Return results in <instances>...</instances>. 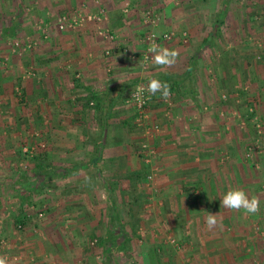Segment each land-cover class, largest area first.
Returning <instances> with one entry per match:
<instances>
[{
  "label": "crops",
  "instance_id": "1",
  "mask_svg": "<svg viewBox=\"0 0 264 264\" xmlns=\"http://www.w3.org/2000/svg\"><path fill=\"white\" fill-rule=\"evenodd\" d=\"M28 1L12 0L10 9L21 12ZM95 1L71 0L58 6L71 17L89 16L97 8ZM99 1L106 11L103 27L117 33L120 41L95 40L97 26L88 21L73 30L51 28L50 36L40 38L36 30L32 37L39 39L34 43L49 40L53 50H37L30 58L33 78L22 75L28 67L21 54H0V63L6 65L0 66V89L15 94L19 88L26 98L24 107L11 109L0 125L29 123L50 144L45 161L34 162L19 156L24 148H32L33 139L24 147L23 138L17 140L0 126V239L6 242L0 255L9 264H83L68 261L72 242L88 225L94 235L99 220L109 219L103 238L114 229L122 238L157 230L175 236L182 258L165 264H264V17L255 16L257 10L264 14V7L246 0H181L180 6H173L172 0ZM38 2L34 7L42 11L39 19L47 22L48 0ZM91 2L94 6L87 8ZM3 7L9 9L0 4ZM146 8L159 16V34L177 24L186 29L161 45L183 48L171 68L155 66L152 60L145 66L141 58L152 29L142 23ZM9 26L19 25L12 21ZM0 42H7L3 33ZM138 42L142 51L136 53ZM111 48L120 52L106 55ZM152 78H168L175 88L167 101L159 93L151 99L153 123L160 130L150 143L157 152L146 163L134 148L138 133L130 138L122 121L138 113L128 101L132 91ZM91 94L98 108L82 101ZM254 117L261 118L260 128ZM250 148L252 159L246 156ZM152 173L154 179L148 182ZM132 187L139 188L131 202L134 209H141L140 197L151 209L158 208L149 220L153 231L141 219L131 224V234L126 232L124 191ZM233 188L243 189L250 198L259 196L260 211L246 215L220 207L222 196ZM37 212L44 219L35 224ZM208 213H218L220 221L211 231L205 225ZM115 215L123 221L116 228L110 221ZM142 246L155 250L148 242ZM92 255L90 264L100 258ZM103 259L109 264L106 253Z\"/></svg>",
  "mask_w": 264,
  "mask_h": 264
},
{
  "label": "rangeland",
  "instance_id": "2",
  "mask_svg": "<svg viewBox=\"0 0 264 264\" xmlns=\"http://www.w3.org/2000/svg\"><path fill=\"white\" fill-rule=\"evenodd\" d=\"M38 1H40V0H32V2L28 1L29 3L25 7V10L18 12V11H13L10 9V7L12 6V0H7L5 2L3 0H0V2H2L0 4H4L9 8L6 10H4V7H3V9H0V40H1V34L3 33L4 29L9 28L10 27L9 25H10V23H12V21L17 22V25H19V26L14 27L16 30V33L12 34V37L10 35H9V37H8V35H6V37H7L6 43L0 42V54H2V55L3 54H9V55L14 54L18 57L21 54L22 58L26 59L25 67L26 66L28 67V69L23 71L22 75L24 77L26 76L28 78L29 77L30 78L35 77V76H33V72L35 71V66L31 64L32 60L34 61V58L32 60L30 58H32V56H35V53L37 50H39L40 52H42V51H45V52L50 51L51 52L53 50V44L51 41L45 40L46 43L45 42L35 43V45L31 48V50H24L25 49V43L24 42H26L27 39H30V40H33L34 42H36V40L40 38L39 37L40 34H42L43 37L45 35L46 36H48L49 34L51 35L50 29L52 28V31H53V30H56L58 28L56 26V24H57L58 18L61 15H67V16L71 17L68 12H65V10L63 11L64 13H61L62 9H59L60 6H58L59 4L62 6L63 4H65L68 1L71 2V0H48V3L45 4L46 6L44 8L47 9L46 12H49L48 15L51 17V19H48V20H52V21L50 22L47 20V22H45L44 20H41L42 19L41 16L43 17L42 11L35 9V7H34L35 5H39ZM90 1H92V0H90ZM246 1H249V2L253 1L252 3L253 4L255 3V6L264 7V0H246ZM180 2H181V0H172L171 4L173 3V6H180ZM236 2H241V1L236 0ZM150 3L152 4L153 2H150ZM92 5H93V2H91L89 4V6H87V5L86 6H87V8H91ZM56 6H58V7H56ZM238 7H240V5H238ZM95 10L96 9H94V10L91 9L90 11H92L94 13ZM257 11H258V14L255 16H257L258 18H260L261 16L264 17V14L261 12V10H257ZM73 12L74 11H72V13ZM93 13H91V14H93ZM238 13H240V12H238ZM58 14H61V15L59 17H57ZM89 14H90V12H89ZM210 16H212V15H210ZM46 17H48V16H46ZM39 18H41V19H39ZM53 19H54V21H53ZM255 21H258V19H255ZM175 22H178V21H175ZM18 23H21V25ZM178 23H180V22H178ZM179 25L180 24H177L176 26L170 27L169 31L164 30L163 33L165 32V33H172L174 35L175 34L177 35V33H179L180 31L186 30ZM258 27H259V29L263 28V25L261 24ZM36 30H37V32H39V34H38L39 38L34 39V37H32V36L34 35V32ZM65 30L66 29L61 30V31H65ZM262 34H264V33H262ZM90 36H92V34H90ZM93 36H94L95 40L97 38H99L96 35H93ZM118 41H120L119 38H118ZM98 42H100V41H98ZM17 44H18V46H17ZM142 44H143L142 42H138V46L137 45L134 46V48L136 50H138V51H136V53L142 51V48L140 47V45H142ZM180 46L181 45L178 46L179 52H181V50L183 49ZM126 47L131 52H135V49L131 48V46L129 44H127ZM113 51H114V53L120 52L119 50H115V49L111 48L109 55H111L113 53ZM104 53H105V51H104ZM104 56H106V55H104ZM10 58L11 57L9 56V59L6 60V62H8V64H7L8 66L10 65ZM27 60H29V61L27 62ZM4 62H5V60H4ZM0 66L2 68L6 67V65L2 64V62L0 63ZM7 68H9V67H7ZM9 91H10V89H8L5 93V90L3 91V89H0V119H2V118L4 119V115L5 114L7 115L11 111V109L17 108V112H18L19 111L18 108L21 109L22 107H24L23 104L26 103V98L22 95V91L19 88L15 90V94H9ZM257 113L259 114L258 116L260 117L261 111L258 110ZM148 114H149V120L152 118L153 119L156 118V117H152L153 116L152 111H148ZM254 114H255V112H254ZM259 117H257L259 122H262L261 118H259ZM137 119H138V117H137ZM137 119H136V122H137ZM148 121H146L145 126L148 125ZM12 124H13V126L11 128L9 127V125H10L9 123L4 122L3 124H1L0 126L2 129V132H7L8 134H12V135L14 134L16 136L15 138L17 140L20 138H23L25 141L23 144L24 147L28 146V140H29V138H32L33 144L30 147L34 148L33 153H36V152L39 153L42 151L44 152V150H46L48 152V150H50L49 149L50 144L48 142V139L46 137L41 138L42 136H40V135L42 133H36V132H39V130L35 129V126H32L31 124L26 123V122H24V124H22L21 122L19 124H18V122H14ZM137 124H138V126H137L138 130L134 131V134L138 133L137 136H139L140 138L138 137L139 141L137 140V142H138L137 144H139V142L141 140V136L139 133H140V130H142V132H144L143 131L144 125L141 126L144 123L142 122L141 125H139V123H137ZM262 126L264 127V123ZM2 132H1V134H2ZM142 137H143V140H145V138H144L145 136L143 135ZM130 138H133V136H130ZM147 138H148V136H147ZM0 140H1V138H0ZM148 140H149L148 144H150L152 142V140H154V139L149 137ZM143 143H144V141H143ZM42 145H44V146H42ZM242 145L243 144H241V146ZM15 146H16V144H15ZM21 148H23V147H21ZM38 150H39V152H38ZM155 151L157 152V149H155ZM17 156H18V153H17ZM46 156H48V155H46ZM143 158H145L144 152H143ZM0 159H2L1 156H0ZM138 190H139V188L132 187V188H127L124 191L125 195H126V198H125L126 200H125V207H124L125 215H124L123 221H124L125 225H127L126 226V228H127L126 232L128 234H131V231H130V228H132L131 224L137 223V222L138 223L142 222V220L145 223L148 231H150V230L153 231L152 229L148 228V226L150 225L149 220H151L150 219L151 214L153 216L154 210H157L158 208L152 207V209H151L149 204L146 202V199H144V197H140V202H141L140 205H141L142 210L138 209V208L134 209V207H135L134 203H131V202L133 201L132 200L133 198L139 196V194L136 193V191H138ZM133 192L135 194H133ZM136 200L139 201V198ZM145 204H146V206H145ZM137 206H139V205H137ZM150 209H151V211H149ZM43 216L40 218L38 216V212H37L35 220H34L35 224H36V222H37V224L40 223V221H41L40 219H44ZM83 221L84 220H81V222H83ZM95 221H96V223L99 221L101 222L99 225H97L98 223L97 224L95 223L97 225L96 233H94V235L90 233L92 226L88 225V227H85L86 231L82 234L81 233L78 234L75 238V242H72V248H70V251H69V255H68L69 260L68 261H71V259H73L75 261H77V260L82 261L83 264H90L91 258H93V257H91V255L93 254L92 256H94V258L97 256H99L100 258H99V260L97 258H95V260H97V262L95 261V262H92L91 264H106L105 259L101 260V256L103 257V254H105V252L102 251L103 247H100V245H99L95 249H92V248H93V245L96 242V240L103 238L105 236L107 221L109 222V219H104V220H99V221L95 220ZM86 223L89 224L90 221L89 222L86 221ZM86 223H83V224L85 226H87ZM32 227H34V226H32ZM160 231H161V229H160ZM156 232H159V231L157 230ZM156 232L153 231V233H151V234L146 233L147 234L146 236L145 235L143 236L142 234L139 236H133V237H132V235H128V236L132 237V242H131V244H129L130 249L128 250V252L122 253V254L117 253L116 251H113L112 255L110 256V260H108L109 264H163V263L165 264L166 263L165 260H168V259L172 260L174 258L175 259L182 258L180 255V254H182L181 251L180 252L178 251V248L180 245H178V241L174 238L175 236H169L170 234L169 235L168 234H161V233L159 234ZM172 241H175V242L172 243ZM147 242L149 243V245L155 246L154 247L155 250L160 249V251L154 250V252H153L151 250L149 251V249L143 248L142 245H147ZM172 244H174L173 245L174 247L172 246ZM151 252L154 253V255L151 254Z\"/></svg>",
  "mask_w": 264,
  "mask_h": 264
},
{
  "label": "built area",
  "instance_id": "3",
  "mask_svg": "<svg viewBox=\"0 0 264 264\" xmlns=\"http://www.w3.org/2000/svg\"><path fill=\"white\" fill-rule=\"evenodd\" d=\"M96 10L93 14H90L89 16H85V15H76V16H73V17H69L67 15H61L59 18H58V21H57V26L60 30H64V29H76L80 26H82L84 24V22L88 21V22H92L94 23L96 27V35L98 37H102L104 38L105 40L107 41H114V40H117V35L116 33H113L112 30H110L109 28H105L103 27V23L106 21V11L102 8H100L99 6H101V2L99 0H96ZM128 6V4H127ZM125 11L128 12L129 11V8H125ZM142 23L146 26H149V27H152L151 30H149L148 32V35L146 36V39H145V42H146V48L144 50V53L142 54V60L144 62V65L147 66L149 65L150 61H151V54L148 52V48L150 46L151 43L155 42L157 43L158 45H162L163 42H168V41H171L174 37V34L172 33H161L159 34L157 31H156V28L158 27L159 25V16L151 9V8H146L143 10L142 12ZM186 35V34H184ZM35 45V43H32L30 41V39H27L26 42H25V49L24 50H31V48ZM18 46V44H17ZM125 53L132 57V54L131 52H129V50L127 49H124ZM106 55H109L110 54V51H106L105 52ZM138 86H144L145 88L147 87V84H141V85H138ZM137 87L132 91L131 95H130V98H128V101L129 102H132L134 103V105L136 106V109L138 111V119H137V123H139V125H141V123L143 122L144 124H142L141 126L144 125L143 127V131H144V136H145V141L144 143L142 144V149H143V152L145 154V162L146 163H149L151 162V158H153L155 156V148L152 147L151 144H148L149 140L148 138H152V139H155L156 135L158 134L159 130H160V127L157 125V124H154V125H147L145 126V123L146 121L149 120V114H148V111L145 109L150 103H151V99H152V96L151 94L147 93V91H145L143 93V103L142 104H139L137 103V101L132 98L133 97V94L135 93ZM254 121H255V126L257 128H260L261 124L258 120L257 117H254L253 118ZM148 136V138H147ZM44 146V145H42ZM24 152L25 153H31L33 154L34 152V148H24ZM253 148H250L248 151H247V158L249 159H252L253 157ZM154 179V174L152 173L151 175L148 176L147 180L148 182H151L153 181ZM38 216L41 218L43 216V213H38ZM22 225H19V228H21ZM5 240L4 239H0V251L1 249L5 246Z\"/></svg>",
  "mask_w": 264,
  "mask_h": 264
},
{
  "label": "clouds",
  "instance_id": "4",
  "mask_svg": "<svg viewBox=\"0 0 264 264\" xmlns=\"http://www.w3.org/2000/svg\"><path fill=\"white\" fill-rule=\"evenodd\" d=\"M148 52L151 54V60L153 65L160 66L162 68H171L179 57V51L175 49H169L168 47H161L157 43L153 42L148 48ZM151 95L160 94L161 98L168 100L171 96V88L167 82H162L159 79L152 78L149 80L147 87L137 86L133 97L137 103H143V93ZM220 207L228 210L241 211L243 210L246 215H253L260 211L261 200L259 196L249 195L241 188H233L228 190L220 200ZM218 213H208L205 218L206 228L211 231L219 226ZM0 264H9L8 258L4 255H0Z\"/></svg>",
  "mask_w": 264,
  "mask_h": 264
},
{
  "label": "trees",
  "instance_id": "5",
  "mask_svg": "<svg viewBox=\"0 0 264 264\" xmlns=\"http://www.w3.org/2000/svg\"><path fill=\"white\" fill-rule=\"evenodd\" d=\"M13 30H15V28L13 26H10L9 28H5L4 31L2 30L3 31V37L4 38H7L6 35H8V37H9V35L11 34V32L13 33ZM30 41L32 43H34L33 40H30ZM164 80H166L165 82H167L168 78L167 79L165 78ZM169 82L170 81H168L167 83L169 84ZM170 88H171V94H173V90L175 88V84L174 85H170ZM96 100H97V97H95L92 94L89 97H87V98H82V101H85L86 102L85 103L86 107H89V108L90 107H97L98 108V105H95L94 104L96 102ZM151 105L152 104L150 103L145 109L147 111H151V109H152ZM138 115L139 114L136 113L135 116H133L131 120H124V121H122L123 127L125 129H127V132H128V134L130 136H133L134 131H137L138 130V127H137L138 124L136 122V119H137V116ZM148 124L149 125H154L153 119H150L148 121ZM143 141H144L143 140V137H141V141L140 142L143 143ZM137 143L134 144L135 151H136V153L139 154L140 157L143 158L142 143H139V144H137ZM23 154H24V156H23ZM46 155H47V151L46 150H44V152L42 151L41 154H37V155L34 154L33 156H31L30 153H25V152L23 153L22 151H20V154H19V156H23V157L27 156L28 159H32V161H34V162H37L40 159H42V160L45 161V157H47ZM143 162H145V158H143ZM122 224H123L122 219H120L117 215H115L111 219V225L114 228H116L117 226H121ZM133 227H134V223H133ZM117 233L118 232L115 233V229L114 230H110L109 233H108V235L106 236V238H100V239L96 240V242L94 243L92 249L97 248L99 245H100V247H103L104 252L107 251L105 253H106V257H107L108 260H110V256L112 255V252L113 251L118 250L119 252H124V251H125V253L128 252V250L130 249L129 248V244H131V242H132V237L133 236H136V234L135 235H132V237L131 236H125L124 238H122V235L120 233H118V234Z\"/></svg>",
  "mask_w": 264,
  "mask_h": 264
}]
</instances>
